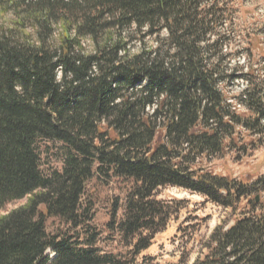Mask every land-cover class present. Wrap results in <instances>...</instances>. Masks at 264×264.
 I'll use <instances>...</instances> for the list:
<instances>
[{
	"label": "trees",
	"instance_id": "1",
	"mask_svg": "<svg viewBox=\"0 0 264 264\" xmlns=\"http://www.w3.org/2000/svg\"><path fill=\"white\" fill-rule=\"evenodd\" d=\"M234 1L36 0L63 24L75 15L73 37L50 48L0 36V210L27 198L0 216V264H134L175 213L156 197L168 187L238 213L193 264H264V174L196 166L240 129L264 137V81L226 62ZM237 77L247 86L230 101ZM49 150L59 170L43 169ZM92 180L126 185L105 227L128 256L96 247ZM48 219L66 230L48 233Z\"/></svg>",
	"mask_w": 264,
	"mask_h": 264
},
{
	"label": "rangeland",
	"instance_id": "2",
	"mask_svg": "<svg viewBox=\"0 0 264 264\" xmlns=\"http://www.w3.org/2000/svg\"><path fill=\"white\" fill-rule=\"evenodd\" d=\"M35 2L0 0V36L34 46L44 44L50 48H56L63 38L73 37L77 27L75 15L67 16L68 21L63 24L58 17L65 15L60 11L48 16L47 12L41 10V5H35ZM232 6L234 12L232 16L227 15L220 32L230 42L226 48L231 54L226 60L229 71L239 75L253 72L257 80L264 81V0H235ZM82 40V49L86 53L92 52L95 46L92 38L85 37ZM130 52H138V44L132 43ZM246 86V82L237 77L223 91L231 101ZM237 108L238 113H248L241 106ZM224 145L217 157L200 158L196 166L241 180H252L264 174V137L240 129ZM49 152L53 150H49L48 155H42L43 169L59 170L60 163ZM125 188L126 185H119L115 181L101 185L92 180L86 189L87 196L91 198L92 193V199L95 198L92 203L94 220L91 226H95L101 234L96 247L104 254L118 257L128 256V249L122 246L118 237L109 232L105 225L109 221L113 204L123 199ZM156 197L157 200L171 204L175 213L165 230L154 237L151 246L136 257L134 264H193L207 253L206 246L214 229L218 226L229 227L238 216L237 212L225 210L201 196L178 188L159 189ZM26 202L27 198H24L7 204L0 210V216L24 206ZM46 228L50 234L66 230L65 225L54 219L47 220Z\"/></svg>",
	"mask_w": 264,
	"mask_h": 264
}]
</instances>
